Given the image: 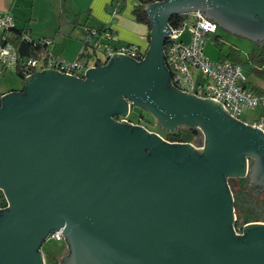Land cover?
<instances>
[{
	"label": "water",
	"instance_id": "water-1",
	"mask_svg": "<svg viewBox=\"0 0 264 264\" xmlns=\"http://www.w3.org/2000/svg\"><path fill=\"white\" fill-rule=\"evenodd\" d=\"M146 11L143 60L115 52L83 78L45 68L0 91V264H46L42 246L59 229V264H264V223L236 233L228 183L255 171L264 183V132L174 86L165 60L172 15L195 11L261 47L264 0H159ZM133 106L168 131L201 126L204 146L128 122Z\"/></svg>",
	"mask_w": 264,
	"mask_h": 264
},
{
	"label": "built area",
	"instance_id": "built-area-1",
	"mask_svg": "<svg viewBox=\"0 0 264 264\" xmlns=\"http://www.w3.org/2000/svg\"><path fill=\"white\" fill-rule=\"evenodd\" d=\"M185 15L178 26L171 25L172 31L165 44V60L172 84L182 91L192 92L203 98H216L229 114L239 120L246 109L263 106L264 94L255 93L246 86L248 77L240 63L231 60H212L205 54L207 39L217 32L218 24L200 11ZM15 27V17L0 10V30L3 31V37L0 39V75L9 68L16 70L20 64L18 49L11 41L15 36L13 32ZM87 31L88 37L81 51L86 55L85 60L80 56L75 61L56 57L51 50L44 47L52 42L51 38H42L34 42L35 45L43 46L44 50L37 56L22 60L21 65L26 77L49 68L83 78L89 68L106 65L115 52L127 54L137 61L143 60L146 56L147 51L137 45H115L109 42L117 37L116 32L112 30H101V32L97 28H87ZM23 38L33 41L26 31ZM100 50L105 54L103 57L99 55ZM245 122L264 132V115L252 123ZM7 206V200L6 203L0 202V208ZM234 229L240 234L239 228L234 226ZM49 240H65L63 230L50 232L46 238V241Z\"/></svg>",
	"mask_w": 264,
	"mask_h": 264
},
{
	"label": "crops",
	"instance_id": "crops-1",
	"mask_svg": "<svg viewBox=\"0 0 264 264\" xmlns=\"http://www.w3.org/2000/svg\"><path fill=\"white\" fill-rule=\"evenodd\" d=\"M136 4L137 0H0V10L15 17L17 29L26 31L36 40L52 38L51 43L57 46L55 37L63 20L67 19L66 26L73 25L74 37L70 36V39L77 47L85 39L87 28H97L116 32L117 37L112 42L115 45L134 44L147 51L150 28L135 18ZM60 39L65 47L70 43L65 37ZM50 44L47 47L55 54L54 46ZM62 55L65 56L64 53ZM246 75L248 81L264 91V82L261 81L264 80L263 76H259L258 81L250 79L248 73ZM259 108V116L252 122L263 115L264 105Z\"/></svg>",
	"mask_w": 264,
	"mask_h": 264
},
{
	"label": "rangeland",
	"instance_id": "rangeland-1",
	"mask_svg": "<svg viewBox=\"0 0 264 264\" xmlns=\"http://www.w3.org/2000/svg\"><path fill=\"white\" fill-rule=\"evenodd\" d=\"M67 20V19H65ZM65 20H63L60 30L55 37V42L58 43L50 44L52 47L54 46L55 49V56L59 58H64L68 61H75L79 58L78 54L82 51L84 46V41L87 39L88 34L86 33L85 39L82 41V44L77 47L75 42L70 39V36L74 37V33H72L73 25L69 24L66 26ZM85 20V19H84ZM3 37V31L0 30V39ZM61 37H65V40L69 41L70 43L67 46H64V43L61 41ZM52 39V38H51ZM106 41H109L106 39ZM109 42H113L109 41ZM232 47L240 49L241 55L246 58L254 52L258 47L259 44L256 42L248 39L247 37H243L236 33L230 32L225 30L224 28L218 26V30L215 34H212L208 37L207 42L205 44V54L212 60H218L220 57L221 52H229ZM64 53L65 56L62 55ZM99 55L103 57L105 54L103 50L99 51ZM245 72H247V68L245 67ZM250 79L258 80L259 76L256 74H249ZM262 82L264 80L261 79ZM24 79H22L16 72L14 68H9L7 71L0 75V91L2 93H6L10 90H20L23 88ZM260 108L255 109H246L243 114L241 115V120H247L252 122L257 116H259ZM120 121L121 118L117 117ZM128 122L132 124H138L144 126L146 129L152 132L159 133L163 136V130L156 124L155 117L150 114L148 111L141 109L139 107H132L129 116L126 118ZM234 184H237V181H233ZM232 182V183H233ZM261 195H255L254 198L258 199L261 198ZM236 218L238 213L235 211ZM242 232H240L241 234ZM67 245L65 240H49L44 243L42 246V250L45 256V260L47 264H57V261L61 258L64 251H67Z\"/></svg>",
	"mask_w": 264,
	"mask_h": 264
},
{
	"label": "trees",
	"instance_id": "trees-1",
	"mask_svg": "<svg viewBox=\"0 0 264 264\" xmlns=\"http://www.w3.org/2000/svg\"><path fill=\"white\" fill-rule=\"evenodd\" d=\"M156 1L159 0H137V4L134 8L135 18L139 22L146 23L150 30L151 23L146 11V5ZM185 17V14L172 15L170 24L173 27L178 26ZM13 32L15 36L11 38V41L16 45L20 59V64L18 65L16 72L22 79H25L26 74L24 73L21 65L22 60H24L26 57L37 56L40 52H43L44 47H48L47 45L44 47L41 45H35L34 42H37V40L34 38L31 42L23 38L24 30H19L17 27H15ZM79 56L82 60L86 59V55H83V52H81ZM219 60H231L232 62L240 63L243 67L247 68L248 75L256 74L257 76L264 77V44L262 47H258L246 58L241 55L240 49L232 47L227 53L221 52ZM246 86L255 93L264 94V91L251 81H248ZM197 133L198 132H196V130L183 129L171 134L169 137L171 140L189 142L194 139V135ZM232 182L233 181L230 180L228 181L234 197L235 211L238 213L234 226L239 228L240 231H243L245 224L252 221L262 220L264 217V194L260 196L261 198L255 199L254 194L251 192V189L247 183V180L244 178L239 180L237 179V184ZM0 202L6 203L5 195L0 194Z\"/></svg>",
	"mask_w": 264,
	"mask_h": 264
},
{
	"label": "flooded vegetation",
	"instance_id": "flooded-vegetation-1",
	"mask_svg": "<svg viewBox=\"0 0 264 264\" xmlns=\"http://www.w3.org/2000/svg\"><path fill=\"white\" fill-rule=\"evenodd\" d=\"M263 45H261V47H262ZM133 107H136V106H133ZM150 113V112H149ZM151 114V113H150ZM156 119V118H155ZM156 124L161 128V130H163L162 132H163V138L165 139V140H169V141H171L172 143H181V142H179V141H175V140H171L170 139V135L171 134H173V133H175V132H177V131H179V130H183V129H191V130H196V132H198L197 134H195L194 135V139L192 140V141H189L190 143H192V144H194V145H203L204 146V144H205V134H204V132H203V130H202V128H201V126H199V125H196V126H194L195 128H190V126H187V125H185V124H180V126L177 128V130H174V131H168V130H166V129H164L160 124H159V122L157 121V119H156ZM255 160V157H250L249 158V165L253 162ZM246 179L247 180V183H248V185H249V187H250V189H251V192L253 193V194H255V195H263L264 194V183H263V180H262V178L260 177V175L259 174H257L256 173V171L255 172H253L252 173V175L248 178V176H245V177H241V176H239V177H229L228 178V181L230 180V181H237V179L239 180V179ZM0 194H3L4 195V193H3V191L0 189ZM252 222H254V221H252ZM257 222H261V223H264V217L262 218V220H259V221H257ZM250 223V222H249ZM246 225V224H245ZM242 233L241 234H243V231H241ZM68 253V249H67V251L65 252L64 251V253L62 254V256H61V258L59 259V261H58V263L57 264H59V262H60V260L62 259V257L63 256H65V254H67Z\"/></svg>",
	"mask_w": 264,
	"mask_h": 264
}]
</instances>
